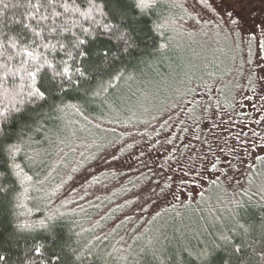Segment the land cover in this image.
Segmentation results:
<instances>
[{
  "label": "rangeland",
  "instance_id": "rangeland-1",
  "mask_svg": "<svg viewBox=\"0 0 264 264\" xmlns=\"http://www.w3.org/2000/svg\"><path fill=\"white\" fill-rule=\"evenodd\" d=\"M147 3L163 17L160 57L117 79L90 119L58 111L20 150L31 174L20 215L65 217L101 264H174L238 232L245 207L264 203V4Z\"/></svg>",
  "mask_w": 264,
  "mask_h": 264
},
{
  "label": "trees",
  "instance_id": "trees-1",
  "mask_svg": "<svg viewBox=\"0 0 264 264\" xmlns=\"http://www.w3.org/2000/svg\"><path fill=\"white\" fill-rule=\"evenodd\" d=\"M137 2L120 0V18L126 25L121 31L130 45L124 51L123 42L117 39L119 33L109 35L103 31L104 24L111 22V17L102 16L98 7L105 0H0V189L4 190L0 192V254L8 257L7 264H48L49 259L55 264H101L85 257L82 247L74 244L73 230L65 217L35 225L20 215L18 194L24 176H31L20 150L27 139L45 136L58 111L81 110L90 119L86 113L99 110L94 104L101 102L100 97L117 79L160 57L165 47V37L160 33L163 17L155 14L153 7L138 8ZM114 7L110 3L108 11ZM84 29H88L87 36ZM76 38L89 41L86 61L67 55L71 52L76 56L72 47ZM25 50L32 51L33 58H27ZM109 50L110 56L105 60L102 53ZM45 60L58 69L67 60L73 67L92 70L85 72L87 78L74 76L73 81L78 83L66 82V91L53 88L46 102L34 101L27 95L31 81L25 69L34 70L40 65V75L47 79L51 71L43 67ZM56 83H60L59 78ZM108 125L117 129L116 123ZM245 209L238 232L198 253L203 256L207 252L210 256L197 259L198 254L183 252L174 264H264V203ZM25 225L28 227H21ZM53 225L55 243L49 239L43 256L35 257L31 251L33 238L50 237ZM234 247L241 251L234 252Z\"/></svg>",
  "mask_w": 264,
  "mask_h": 264
},
{
  "label": "snow or ice",
  "instance_id": "snow-or-ice-1",
  "mask_svg": "<svg viewBox=\"0 0 264 264\" xmlns=\"http://www.w3.org/2000/svg\"><path fill=\"white\" fill-rule=\"evenodd\" d=\"M114 4L115 7L111 10L108 11L109 4ZM120 0H105V3L102 6H98L100 8V14L102 16H110L111 17V22L110 23H105L103 26V31H106L109 35H116L119 33V36L117 37L118 40L123 42V50L127 51V48L130 46L128 44V37L124 32L121 31L123 27H126V25L122 22L121 20V11L119 8ZM138 8H145L150 6L147 3V0H138L137 5ZM7 7V5H5ZM27 27V26H25ZM85 35L87 36L88 34V29H84ZM38 35V34H37ZM92 39H95L93 37ZM88 40L87 39H80L76 38L75 43L72 45L74 49H76V56L73 57L72 53L69 52L67 55L69 56L70 59H76L78 58L80 61H86L90 53L88 52ZM24 55L27 58H33V52L32 51H27L25 50ZM102 56L105 60H107L110 56V50L105 51L102 53ZM38 59V57L36 58ZM111 65H109L110 67ZM43 67H46L48 70L51 71V76L48 77L47 79L42 77L40 73L42 72V66L37 65L34 70H28L25 69L27 76L29 77L31 83L28 85V97L31 100L34 101H47L48 95L50 91L53 88H59L61 91H66L67 89L65 88V83H78V81H73L74 76H78L80 78H87L85 75L86 71H90L92 69H82L81 67H73L68 63V61H64L63 67L57 68L55 65L52 63L48 62L47 60L44 61ZM57 78H59L60 83H56ZM23 115V113H22ZM10 152L12 149L9 150ZM212 167H216V163L212 162ZM3 189H0V192H3ZM22 228H27L28 226H21ZM42 227H46V225H42ZM55 238H56V231H55V226L53 225L51 228V236L46 237L44 239L41 238H33V247L31 249L33 255L37 258H40L43 256L48 240L50 239L52 243H55ZM227 237H224V240L227 241ZM233 251L236 253H239L241 249L239 247H234ZM210 256V253H204L203 256L198 254L197 259H202ZM58 260L59 257H56ZM8 257L4 254H0V264H7ZM33 264L35 262L33 261ZM41 264H44L43 261H41ZM48 264H55V261L52 259H49Z\"/></svg>",
  "mask_w": 264,
  "mask_h": 264
},
{
  "label": "flooded vegetation",
  "instance_id": "flooded-vegetation-1",
  "mask_svg": "<svg viewBox=\"0 0 264 264\" xmlns=\"http://www.w3.org/2000/svg\"><path fill=\"white\" fill-rule=\"evenodd\" d=\"M261 4H264V0H258ZM251 5L250 6V9L252 12H254L256 10V5L254 3V1H251L250 2ZM256 15V18H257V21H264V9L262 10H258L257 9V13L255 14Z\"/></svg>",
  "mask_w": 264,
  "mask_h": 264
}]
</instances>
